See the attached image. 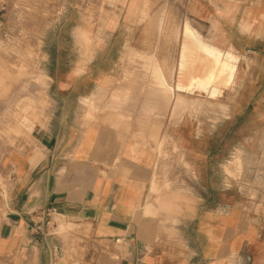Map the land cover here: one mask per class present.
I'll list each match as a JSON object with an SVG mask.
<instances>
[{"label": "crops", "instance_id": "crops-1", "mask_svg": "<svg viewBox=\"0 0 264 264\" xmlns=\"http://www.w3.org/2000/svg\"><path fill=\"white\" fill-rule=\"evenodd\" d=\"M134 1L127 20L136 16ZM102 21L113 34L125 29L115 14ZM101 41L90 43L88 72L51 79L48 119L34 145L0 152V264H251L250 251H264V230L249 221L241 194L207 182L199 184L203 194L163 191L154 180L164 109L178 122L176 105H165L150 79L149 62L158 59L127 54L132 42L125 37ZM132 59L139 70L130 68ZM169 62L173 68L176 56ZM191 74L204 77V64ZM48 209L56 211L54 227L41 237L28 222Z\"/></svg>", "mask_w": 264, "mask_h": 264}, {"label": "rangeland", "instance_id": "rangeland-1", "mask_svg": "<svg viewBox=\"0 0 264 264\" xmlns=\"http://www.w3.org/2000/svg\"><path fill=\"white\" fill-rule=\"evenodd\" d=\"M117 1L0 0V152L34 145L48 119L51 79L55 83L69 71L88 72L86 59L96 47L91 42L125 37L132 42L127 54L135 50L158 59L149 62L161 69L150 78L157 89L185 92L163 100L167 106L177 104L173 113L178 122H171L164 109L154 180L163 191L174 187L190 192L193 187L203 194L199 186L207 182L232 195L237 192L247 202L249 221L264 230V0H139L131 20L126 19L127 7L134 0ZM145 2L147 17L140 22ZM195 7L201 12L193 15ZM108 14H115L125 29L113 34V27L102 21ZM203 21L206 25H199ZM177 26L179 33H190L187 40L178 36ZM173 56L177 66L170 68ZM140 63L129 61L137 70ZM218 63L221 68L212 81L210 73ZM196 64L206 67L204 77L191 74ZM21 116L30 123L21 125ZM250 255L251 264H264L259 247Z\"/></svg>", "mask_w": 264, "mask_h": 264}, {"label": "bare ground", "instance_id": "bare-ground-1", "mask_svg": "<svg viewBox=\"0 0 264 264\" xmlns=\"http://www.w3.org/2000/svg\"><path fill=\"white\" fill-rule=\"evenodd\" d=\"M135 2V1H134ZM162 17V16H161ZM161 19V18H160ZM159 21H161V20H159ZM160 23V22H159ZM183 27V26H182ZM180 29V28H179ZM182 29V28H181ZM211 29V28H210ZM207 30V29H206ZM179 33V32H178ZM190 35V33L187 31V29H182L181 30V32L178 34V36H180V38L181 39H183V40H187L188 39V36ZM197 38V37H196ZM202 38V37H201ZM179 39V38H178ZM180 42V41H179ZM204 42V41H203ZM182 43V42H181ZM205 43V42H204ZM179 44V43H178ZM185 44V43H184ZM207 44V43H206ZM186 46V45H185ZM189 49H191V48H189ZM188 49V50H189ZM179 50H180V48H179ZM200 50V49H199ZM179 52V51H178ZM133 56V55H132ZM152 56V55H151ZM179 56V55H178ZM206 60H208V59H206ZM216 61V60H215ZM214 61V62H215ZM202 62V61H201ZM204 63V62H203ZM207 63V62H206ZM210 63V62H209ZM208 64V63H207ZM212 64V63H211ZM210 64V65H211ZM213 65V64H212ZM215 66H214V68H213V71L210 73V71H209V73H210V77H211V80L213 81V80H216L217 79V73L219 72V67L221 68V66H220V63H218V64H214ZM176 66H177V63H176ZM142 67H143V65H142ZM211 67V66H210ZM204 68H206V67H204ZM158 70H161V69H159V67L157 68ZM156 69V67L154 66V67H152V70H151V72H150V74H154V73H156V72H154L155 70H157ZM177 70H178V67H177ZM177 70H176V73H177ZM210 70V69H209ZM171 72H173V71H171ZM157 73H159V72H157ZM161 73V72H160ZM155 75V74H154ZM158 75V74H157ZM163 75V74H162ZM172 75H173V73H172ZM178 75V74H177ZM159 76H160V74H159ZM175 76V75H174ZM163 77H164V79H165V81H166V78H165V76L163 75ZM158 78V77H157ZM160 78V80H162L161 79V77H159ZM226 78V77H225ZM175 79H176V76H175ZM159 81V80H158ZM186 82V81H185ZM188 82V81H187ZM162 83V82H161ZM166 83H167V81H166ZM168 83H170V82H168ZM172 83V82H171ZM170 83V84H171ZM160 84V83H159ZM165 84V82L163 81V85ZM173 85H174V83H172ZM171 84V85H172ZM163 85H161V86H163ZM234 85H235V79H233L232 80V82H231V84H230V86H229V88H228V90L229 89H232L233 87H234ZM166 86V85H165ZM165 86H163V87H165ZM159 87V86H158ZM172 87V86H171ZM185 89V88H184ZM157 90H159V91H161V94H162V98H163V100H167L168 98H169V96L171 95V94H173V92H181V93H185V92H183V91H181V90H172L171 88H168V86H167V88H165V89H157ZM230 92V91H229ZM219 93V96L218 97H220L222 94H223V92L222 91H219L218 92ZM184 97V96H183ZM176 99V98H175ZM187 99V98H186ZM181 101H182V99H181ZM179 102V101H178ZM189 103V102H188ZM177 105V104H176ZM179 105V104H178ZM173 106H175V104L173 105ZM180 106V105H179ZM176 107V106H175ZM181 107V106H180ZM184 107H186V106H184ZM173 109V108H172ZM178 109H180V108H178ZM176 110V109H175ZM179 111V110H178ZM175 113V112H174ZM179 114H180V112H179Z\"/></svg>", "mask_w": 264, "mask_h": 264}, {"label": "built area", "instance_id": "built-area-1", "mask_svg": "<svg viewBox=\"0 0 264 264\" xmlns=\"http://www.w3.org/2000/svg\"><path fill=\"white\" fill-rule=\"evenodd\" d=\"M34 218L39 219L38 221ZM56 218V211L54 209H48L46 211H40L37 214H33L28 222L29 229L41 237L47 236L54 227V219Z\"/></svg>", "mask_w": 264, "mask_h": 264}]
</instances>
